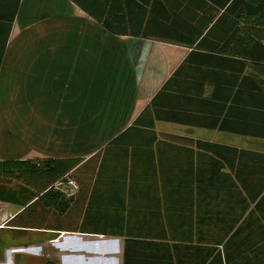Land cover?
Wrapping results in <instances>:
<instances>
[{"label":"crops","instance_id":"1","mask_svg":"<svg viewBox=\"0 0 264 264\" xmlns=\"http://www.w3.org/2000/svg\"><path fill=\"white\" fill-rule=\"evenodd\" d=\"M167 3L175 1L20 0L0 67V108L8 89H27L28 84V101L17 116L29 117L36 143L35 148L24 151L5 148L3 143H10L13 133L0 131V161L85 160L101 152L103 167L93 186L94 208L109 209V227H113V218L117 222L124 218V227H146L155 235L174 231V227H212L208 221L199 222L207 215L197 210L196 192H188L194 172L201 166L198 161L207 163L208 159L196 146L172 138L264 153L254 145L262 140L165 122L155 123L158 144L149 143V134L142 128V145L108 148L133 125L192 51L163 40L164 34L196 38L205 22L198 11L200 3L195 1L181 7L186 16H180L174 25L172 19L167 21ZM104 23L120 34L109 33ZM144 33L151 37L142 36ZM164 48L176 59L173 68ZM37 88L49 93L40 95ZM112 239L117 255L110 261L123 264L124 240ZM169 243L170 247L177 245ZM13 258L0 264H14Z\"/></svg>","mask_w":264,"mask_h":264},{"label":"trees","instance_id":"2","mask_svg":"<svg viewBox=\"0 0 264 264\" xmlns=\"http://www.w3.org/2000/svg\"><path fill=\"white\" fill-rule=\"evenodd\" d=\"M174 1L165 4L170 9L167 21L172 19L174 25L186 16L181 10L184 4L200 3L198 11L205 22L196 38H175L166 32L163 39L192 51L133 125L108 148L142 145V128L149 134L148 142L158 144L156 122L264 141V0ZM19 2L0 0V67ZM85 9L92 13V8ZM103 26L111 34H120L110 23ZM172 140L196 146L208 159L198 161L201 166L188 192H196L197 210L207 215L199 222L208 221L212 227H174L155 235L146 227H124V218L119 222L113 218L109 227V209L94 208L93 199V186L103 167L101 152L85 160L0 161V202L20 208L5 226L16 232L123 238V264H264V153ZM62 181L73 182L76 189H55ZM170 241L177 245L170 247ZM19 260L17 255L15 263Z\"/></svg>","mask_w":264,"mask_h":264},{"label":"rangeland","instance_id":"3","mask_svg":"<svg viewBox=\"0 0 264 264\" xmlns=\"http://www.w3.org/2000/svg\"><path fill=\"white\" fill-rule=\"evenodd\" d=\"M168 51L164 48L168 63L173 68L176 59ZM22 74L29 75L30 73L22 72ZM37 92L42 95L46 93V90L37 88ZM26 93L27 96H25ZM28 93L27 84V89L24 86L16 87L8 89L3 94L0 108V131L6 130L13 133L9 138L11 142L3 143L5 148L11 149L14 146L24 151L36 147L34 132L31 130L33 125L28 120L29 117L21 119L17 116L21 105L28 101ZM57 124L56 122L55 127ZM247 144L250 143L247 142ZM254 145L264 150V142ZM61 184L63 185L55 189L62 191L61 189L65 188L63 191L68 192L72 187L66 185L64 181ZM18 211L20 208L0 202V263L9 262V257H14L13 261L16 264L15 259L18 255L20 256L18 264H45L47 260L54 261L56 264H112L110 260L117 255L116 241L104 236L74 234V237H77L73 239L70 233L12 231L5 225Z\"/></svg>","mask_w":264,"mask_h":264},{"label":"built area","instance_id":"4","mask_svg":"<svg viewBox=\"0 0 264 264\" xmlns=\"http://www.w3.org/2000/svg\"><path fill=\"white\" fill-rule=\"evenodd\" d=\"M63 184H61V182L60 183H58V184H56L55 185V187H57V186H62ZM66 185H69V186H72V187H70L71 189H76V185L73 183V182H68V183H66ZM63 189H65V188H63ZM62 189V190H63ZM70 190V189H69Z\"/></svg>","mask_w":264,"mask_h":264},{"label":"water","instance_id":"5","mask_svg":"<svg viewBox=\"0 0 264 264\" xmlns=\"http://www.w3.org/2000/svg\"><path fill=\"white\" fill-rule=\"evenodd\" d=\"M71 236H75L74 234H70Z\"/></svg>","mask_w":264,"mask_h":264}]
</instances>
